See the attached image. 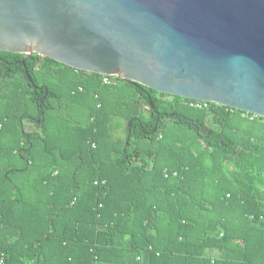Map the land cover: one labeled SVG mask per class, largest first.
Instances as JSON below:
<instances>
[{
  "label": "trees",
  "instance_id": "1",
  "mask_svg": "<svg viewBox=\"0 0 264 264\" xmlns=\"http://www.w3.org/2000/svg\"><path fill=\"white\" fill-rule=\"evenodd\" d=\"M104 75L0 50V264H264V117Z\"/></svg>",
  "mask_w": 264,
  "mask_h": 264
},
{
  "label": "water",
  "instance_id": "2",
  "mask_svg": "<svg viewBox=\"0 0 264 264\" xmlns=\"http://www.w3.org/2000/svg\"><path fill=\"white\" fill-rule=\"evenodd\" d=\"M0 50L264 117V0H0Z\"/></svg>",
  "mask_w": 264,
  "mask_h": 264
},
{
  "label": "built area",
  "instance_id": "3",
  "mask_svg": "<svg viewBox=\"0 0 264 264\" xmlns=\"http://www.w3.org/2000/svg\"><path fill=\"white\" fill-rule=\"evenodd\" d=\"M115 75H104L103 77V82L104 83H111L114 81L113 77ZM190 105H194V106H198V107H201V106H206V103H201V102H196V101H190ZM96 182V181H95ZM229 195V194H227ZM3 260L2 258H0V263H2Z\"/></svg>",
  "mask_w": 264,
  "mask_h": 264
},
{
  "label": "rangeland",
  "instance_id": "4",
  "mask_svg": "<svg viewBox=\"0 0 264 264\" xmlns=\"http://www.w3.org/2000/svg\"><path fill=\"white\" fill-rule=\"evenodd\" d=\"M25 125H26V127H27V128H29V127H30V125H29V123H28V122H26V124H25Z\"/></svg>",
  "mask_w": 264,
  "mask_h": 264
},
{
  "label": "bare ground",
  "instance_id": "5",
  "mask_svg": "<svg viewBox=\"0 0 264 264\" xmlns=\"http://www.w3.org/2000/svg\"><path fill=\"white\" fill-rule=\"evenodd\" d=\"M115 83V82H114Z\"/></svg>",
  "mask_w": 264,
  "mask_h": 264
}]
</instances>
